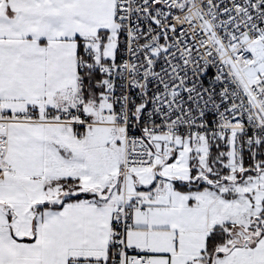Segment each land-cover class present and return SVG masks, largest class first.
<instances>
[{"label":"snow or ice","instance_id":"obj_1","mask_svg":"<svg viewBox=\"0 0 264 264\" xmlns=\"http://www.w3.org/2000/svg\"><path fill=\"white\" fill-rule=\"evenodd\" d=\"M0 264H264V0H0Z\"/></svg>","mask_w":264,"mask_h":264}]
</instances>
